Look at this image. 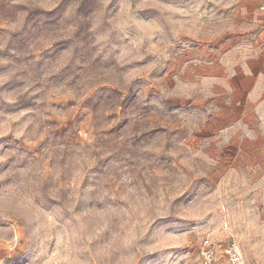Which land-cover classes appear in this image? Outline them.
Returning <instances> with one entry per match:
<instances>
[{"label":"rangeland","instance_id":"obj_1","mask_svg":"<svg viewBox=\"0 0 264 264\" xmlns=\"http://www.w3.org/2000/svg\"><path fill=\"white\" fill-rule=\"evenodd\" d=\"M234 9L0 0V264H264V142H218L179 80Z\"/></svg>","mask_w":264,"mask_h":264},{"label":"crops","instance_id":"obj_2","mask_svg":"<svg viewBox=\"0 0 264 264\" xmlns=\"http://www.w3.org/2000/svg\"><path fill=\"white\" fill-rule=\"evenodd\" d=\"M260 3L234 0V14L240 24L245 23L242 38L224 55L188 58L187 75L179 78L186 91L185 106L207 118L205 132L221 135L220 143L242 148L261 147L264 142V13Z\"/></svg>","mask_w":264,"mask_h":264},{"label":"built area","instance_id":"obj_3","mask_svg":"<svg viewBox=\"0 0 264 264\" xmlns=\"http://www.w3.org/2000/svg\"><path fill=\"white\" fill-rule=\"evenodd\" d=\"M259 10L264 13V0H261Z\"/></svg>","mask_w":264,"mask_h":264}]
</instances>
